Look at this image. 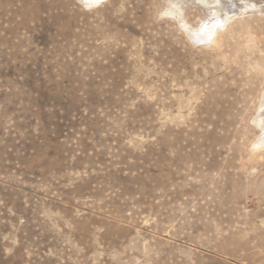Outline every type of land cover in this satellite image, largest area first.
I'll return each mask as SVG.
<instances>
[{
  "label": "rangeland",
  "instance_id": "374dc122",
  "mask_svg": "<svg viewBox=\"0 0 264 264\" xmlns=\"http://www.w3.org/2000/svg\"><path fill=\"white\" fill-rule=\"evenodd\" d=\"M215 1L0 0V264H264V0Z\"/></svg>",
  "mask_w": 264,
  "mask_h": 264
},
{
  "label": "bare ground",
  "instance_id": "6f19581e",
  "mask_svg": "<svg viewBox=\"0 0 264 264\" xmlns=\"http://www.w3.org/2000/svg\"><path fill=\"white\" fill-rule=\"evenodd\" d=\"M79 1L85 7H91V6H94L98 3L103 2L104 0H79ZM211 4L213 6L216 5V7H214L215 15L212 17L211 21H209L208 23L207 22L202 23L199 30H195V29L189 27L188 25H186L185 23L182 25V28L187 32V34H188L187 36L191 40L195 39V40H199L200 42L204 41L201 43H205V42L214 43L215 35L218 34V32L221 29H223L224 24L226 22H230L231 18L229 17L230 13L228 12V9H225L226 15L225 14L223 16L220 15V13L223 11L221 8V0L211 2ZM179 21H180V19H179ZM195 40H193V41H195ZM263 123L264 122L262 121V124ZM258 125H260V123H258ZM263 144H264V130L262 131V135L256 141V146L261 147Z\"/></svg>",
  "mask_w": 264,
  "mask_h": 264
}]
</instances>
